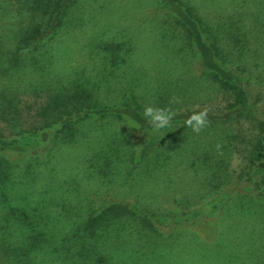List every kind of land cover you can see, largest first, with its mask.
I'll return each instance as SVG.
<instances>
[{
	"label": "rangeland",
	"instance_id": "1",
	"mask_svg": "<svg viewBox=\"0 0 264 264\" xmlns=\"http://www.w3.org/2000/svg\"><path fill=\"white\" fill-rule=\"evenodd\" d=\"M183 1L210 36L226 39L225 63L243 71L252 114L262 118L264 0ZM26 21L19 0H0V99H13L21 114L1 124L5 135L35 124L46 95L72 83L108 105L131 92L142 108L156 107L161 95L159 108L227 109L158 0H75L50 38L15 49ZM14 50L15 66L4 59ZM173 97L181 102L169 104ZM184 121L148 136L125 119H86L73 139L46 150L23 138L25 151L3 154L0 264H264V197L254 185L264 187V170L244 174L254 121L209 119L198 135ZM224 191L221 208L197 210ZM104 200L160 217L146 224L126 215L84 235L82 221ZM19 211L44 233L35 246L31 227L14 219Z\"/></svg>",
	"mask_w": 264,
	"mask_h": 264
},
{
	"label": "trees",
	"instance_id": "2",
	"mask_svg": "<svg viewBox=\"0 0 264 264\" xmlns=\"http://www.w3.org/2000/svg\"><path fill=\"white\" fill-rule=\"evenodd\" d=\"M75 0H19L22 11L25 13L27 21L24 26L19 27L15 35V49L21 45L26 47L35 46L41 40L50 38L60 27L62 19L74 3ZM164 12L172 19L173 23L182 30V38L185 40L195 56L197 66L209 80L213 82L215 88L223 92L226 98L227 109L220 114H208L209 119H235L248 117L254 121L255 132L251 135L249 147L244 155L246 159L245 172L246 179H250V172H260L264 170V115L257 119L252 114V104L249 102L248 90L246 88L243 71L233 69L231 65L225 63V55L221 41L210 36L207 24L196 14L193 8L183 0H158ZM17 50L7 52L4 59L12 65L17 60ZM1 60V58H0ZM16 65V64H15ZM14 65V66H15ZM12 66V67H14ZM242 70V69H240ZM0 99V184H3L9 175L8 162L3 155L6 152H22L26 147L22 144L23 138L28 136L35 139L37 149L46 150L58 140H71L74 137L76 125L86 119L116 118L125 119L139 129L142 135L150 136L158 131L147 124L142 108L135 100L131 92L123 93L117 104H104L99 102L91 89L83 85L72 83L63 89L46 95L45 99L35 108V124L26 129H21L12 134L5 135L2 132L1 124L17 122L21 114L13 99ZM161 95H159L161 103ZM161 106V104H160ZM176 115L171 124L177 121L186 120L194 111L198 109L184 110L172 109ZM14 125V124H13ZM160 130V129H159ZM145 148L141 153L134 152V158L138 161L145 155ZM34 146V147H35ZM258 193L264 197V187L257 182L254 183ZM228 200V194L224 191L208 202L202 204L197 210L212 211L221 208ZM172 210H180L174 208ZM135 216L148 224L150 220H157L160 216L139 209L128 202L120 200H107L92 209L82 221L81 233L92 235L108 221L122 216ZM14 219L24 225L31 227L34 232L29 236V244L35 246L44 235L41 230H34L32 217L24 211L17 212Z\"/></svg>",
	"mask_w": 264,
	"mask_h": 264
},
{
	"label": "clouds",
	"instance_id": "3",
	"mask_svg": "<svg viewBox=\"0 0 264 264\" xmlns=\"http://www.w3.org/2000/svg\"><path fill=\"white\" fill-rule=\"evenodd\" d=\"M180 99L173 97L169 104L180 103ZM208 109L202 111H194L188 118L184 121V126L191 128L194 133L197 135L201 133L205 128L210 125L208 119ZM176 113L170 108H159L147 106L144 109L143 116L150 126L159 130L171 125L172 120L174 119ZM221 148V145L217 144V150ZM222 154V153H221Z\"/></svg>",
	"mask_w": 264,
	"mask_h": 264
}]
</instances>
